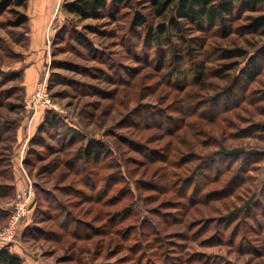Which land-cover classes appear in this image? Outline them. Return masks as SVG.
I'll use <instances>...</instances> for the list:
<instances>
[{"label": "rangeland", "instance_id": "1", "mask_svg": "<svg viewBox=\"0 0 264 264\" xmlns=\"http://www.w3.org/2000/svg\"><path fill=\"white\" fill-rule=\"evenodd\" d=\"M31 6L0 10V210L21 190L37 202L7 249L22 264H264V36L244 30L264 6L227 36L185 31L203 47L175 77L170 47L134 29L136 14L162 22L147 0L98 20L59 7L43 41ZM43 81L60 127L37 138L46 111L24 104ZM90 139L106 153L75 166Z\"/></svg>", "mask_w": 264, "mask_h": 264}, {"label": "trees", "instance_id": "2", "mask_svg": "<svg viewBox=\"0 0 264 264\" xmlns=\"http://www.w3.org/2000/svg\"><path fill=\"white\" fill-rule=\"evenodd\" d=\"M29 0H1L0 10L4 11L8 7L24 8ZM150 5V15L152 18L161 19L162 22L156 26H151L139 14L134 17V29L139 28L145 33L144 42L149 46H169L167 51L161 49L163 64H171L172 76L175 77L181 72L178 66L184 59L196 57L203 41L199 39L185 38V31L195 30L197 32H219L225 36L232 33L233 23L241 19V13H253L259 11L264 6V0H147ZM132 0H71L62 5V10L75 16L78 20L93 19L98 20L113 12L117 13L124 8H128ZM16 20L11 26H22L27 23L28 17L24 13L13 11ZM247 20L244 30L246 34L264 36V12L258 15L244 16ZM141 33V32H139ZM71 39L90 48L84 36L75 32L70 34ZM176 38L183 46L171 44V39ZM184 43V44H183ZM171 45V46H170ZM198 51V52H197ZM167 52V53H166ZM224 58H244L246 53L242 49H232L224 51ZM166 56L168 58L166 59ZM238 63L235 67H238ZM198 66V64L196 65ZM225 66V65H224ZM233 68V67H232ZM196 69V68H195ZM203 67L198 66L196 71L203 73ZM257 75L255 67L243 68L237 77L238 81H252ZM237 83V82H236ZM235 83V85H236ZM224 96V95H223ZM60 122L56 115L51 111H46L42 123L37 127L35 137L42 138L43 134L59 129ZM70 136V135H69ZM38 141V139H37ZM34 139L31 140L33 144ZM40 142V141H39ZM106 153L102 142L90 139L86 140L76 150L73 163L77 166L84 163L86 166H98L100 159ZM104 164V163H103ZM101 165L104 169L106 165ZM33 199L29 218H33L36 207V200ZM7 214L0 210V222H5ZM0 264H22L21 258L11 253L7 247L0 249Z\"/></svg>", "mask_w": 264, "mask_h": 264}, {"label": "built area", "instance_id": "3", "mask_svg": "<svg viewBox=\"0 0 264 264\" xmlns=\"http://www.w3.org/2000/svg\"><path fill=\"white\" fill-rule=\"evenodd\" d=\"M24 107L34 111L56 108L48 93L46 81L37 84L34 92L25 100ZM32 202L31 191H17L11 201L5 225L0 229V245L6 246L15 239L22 224L30 217Z\"/></svg>", "mask_w": 264, "mask_h": 264}, {"label": "crops", "instance_id": "4", "mask_svg": "<svg viewBox=\"0 0 264 264\" xmlns=\"http://www.w3.org/2000/svg\"><path fill=\"white\" fill-rule=\"evenodd\" d=\"M29 1H33V6H31V8L35 9L38 15V17L34 19L33 23L31 24L33 27H36L35 28L36 36H39L38 40L43 41L44 39H47V37L49 36L48 26H50L51 20H53L54 18V14L57 12L59 7H61L62 9V5L64 2H61V0H29Z\"/></svg>", "mask_w": 264, "mask_h": 264}]
</instances>
